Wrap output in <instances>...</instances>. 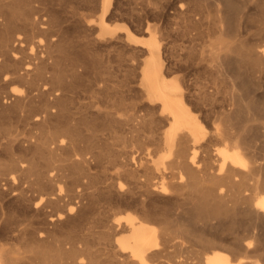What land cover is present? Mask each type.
Listing matches in <instances>:
<instances>
[{
    "label": "bare ground",
    "instance_id": "6f19581e",
    "mask_svg": "<svg viewBox=\"0 0 264 264\" xmlns=\"http://www.w3.org/2000/svg\"><path fill=\"white\" fill-rule=\"evenodd\" d=\"M41 1L0 0V264H264V0H87L83 51Z\"/></svg>",
    "mask_w": 264,
    "mask_h": 264
},
{
    "label": "rangeland",
    "instance_id": "374dc122",
    "mask_svg": "<svg viewBox=\"0 0 264 264\" xmlns=\"http://www.w3.org/2000/svg\"><path fill=\"white\" fill-rule=\"evenodd\" d=\"M48 1H50V4H47L48 6L45 5V7H47V8H48V7L51 8V5L53 6V2L56 3V4H54V5L57 6L59 9H60V7H61V8L63 7V5H64L63 3H64V2H65V5L69 3V4H68V8H66L67 10H66L64 7H63L62 9H65V11L62 10V9H60V10H61V14H62L63 16H64V15H65V16L67 15V17H68V21H69L70 23H71V20H73V22H75V23H76V22L78 23V20H79V19H81L80 22H81V21H82V22H85V23H83L84 25H82V31H81V29L77 28V27H79V26H81V25H79V26L77 25V27H75L76 29L73 27V26H76L77 23H76V24L73 23V26H72V23L69 24V22H68L67 20H66L67 23H66V22H63V25H64V24H69V26H70V28L67 26L69 29H67L66 25H65L64 27H66V29H67L66 31H68V34H67V36H69L68 39H69V38L71 39V43L74 42V43L72 44V45H75V48H74V49H77V50H78L79 48L82 49V48H81V45L78 44V42H80V41L82 40V38L85 39L86 37H88V39H87V38H86V39H87V40H90L89 38H91L93 35H94V36H99V35H100V30H99V28H98V24L96 23V20H97L98 17H99V12L97 13V11H96V13H95V11L92 10L93 8H91L92 6L90 7L91 4L88 3L87 0H85V1H84V0H68L67 3H66L67 0H65V1H64V0H62V1H59V0H55V1H54V0H52V4H51V0H47V1L45 0V1H41V2H42V5H43L44 2H45L44 4H46V2L48 3ZM56 1H57V2L59 1L58 5H60V2H61V5L58 6ZM63 1H64V2H63ZM89 4H90V5H89ZM42 5H41V3H38V6L41 7L40 9H42V7H43ZM65 5H64V6H65ZM55 6H54V7H55ZM54 7H53V8H54ZM57 7H56V9H57ZM65 7H66V6H65ZM47 8H43V9H45V11L42 9L44 13H46ZM63 11H64V13H66V12L68 11V12L70 13V15L74 12L73 14H75V16H73V18H72V17H70L69 14H67V13H66V14H63V13H62ZM94 13H95V14H94ZM73 14H72V15H73ZM59 15H60V13H59ZM72 15H71V16H72ZM63 16L61 17L62 20H65L66 17H65V16L63 17ZM63 18H64V19H63ZM69 18H70V19L72 18V19L70 20ZM119 21H120V20H118V21H117V20H114V23H115L116 25H119ZM80 22H79V23H80ZM82 22H81L80 24H82ZM88 24H89L91 27H90V26H87ZM84 26H87V31H86V27H84ZM72 27H73V28H72ZM89 27H90L91 29H89ZM84 28H85V29H84ZM70 29H71V30H70ZM83 29H84V30H83ZM77 30H78V31H77ZM69 31H70V32H69ZM84 31H86V32H84ZM69 33H70V34H69ZM82 33H83V34H82ZM78 34L81 35V38H80V39L78 38V37H80ZM77 35H78V37H77ZM90 35H91V36H90ZM70 36H71V37H70ZM83 36H84V37H83ZM89 36H90V37H89ZM94 36H93V37H94ZM93 37H92V39H93ZM92 39H91V40H92ZM77 40H78V41H77ZM79 40H80V41H79ZM69 41H70V40H69ZM72 41H73V42H72ZM76 41H77V43H75ZM76 44H77L78 47L76 46ZM76 47H77V48H76ZM98 47H99V48H98ZM96 49H97V52L100 53V55H102L103 58L105 57V60H106V58H110V57H111L112 60H113V59L116 57V59H117V60L115 59L116 62H117L118 59H119V58H117V57H118L117 55H120V54H121L120 51H122V50L119 48V45H118L116 39H111L110 41H107V42L105 41V43H104L103 45L95 46V50H94V49H92V50H94V53L98 56L99 54H98L97 52H95ZM83 50H84V49H82V51H83ZM86 52H88V51H86ZM90 52H91V50H90ZM91 53H93V51H92ZM118 53H120V54H118ZM128 54H129V53H128ZM130 54H132V53L130 52ZM100 55H99V58H100ZM102 57H101V58H102ZM103 58H102V59H103ZM103 60H104V59H103ZM103 60H102V61H103ZM107 60L110 61L111 59H107ZM112 60H111V61H112ZM115 60H113V63H112L111 61H110V62L105 61V63L108 62V63H111L112 66H114L113 64L115 63ZM119 61H120V60H119ZM119 61L117 62L118 65H120ZM103 63H104V61H103ZM105 63H104V66L106 65V67H107V64H108V63H107V64H105ZM109 65H110V64H108V66H109ZM115 65H116V64H115ZM118 65H117L116 67H118ZM110 67H111V65H110ZM120 67H121V65H120ZM108 69H109V68H108ZM110 69H111V68H110ZM110 69H109V70H110ZM112 69H113V70L115 69V70L117 71L118 69L120 70L121 68H119V67H118V68L113 67ZM119 70H118V72H120ZM110 71H111V70H110ZM116 71H114V72H116ZM118 72H116V73H118Z\"/></svg>",
    "mask_w": 264,
    "mask_h": 264
}]
</instances>
